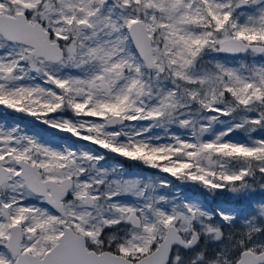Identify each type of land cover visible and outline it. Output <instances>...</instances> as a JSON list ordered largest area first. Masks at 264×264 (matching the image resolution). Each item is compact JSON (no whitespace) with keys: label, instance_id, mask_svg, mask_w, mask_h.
Here are the masks:
<instances>
[{"label":"snow or ice","instance_id":"obj_1","mask_svg":"<svg viewBox=\"0 0 264 264\" xmlns=\"http://www.w3.org/2000/svg\"><path fill=\"white\" fill-rule=\"evenodd\" d=\"M257 189L264 0H0V264H264Z\"/></svg>","mask_w":264,"mask_h":264},{"label":"rangeland","instance_id":"obj_2","mask_svg":"<svg viewBox=\"0 0 264 264\" xmlns=\"http://www.w3.org/2000/svg\"><path fill=\"white\" fill-rule=\"evenodd\" d=\"M126 166L129 168L130 171H139L140 169L134 165H132L131 163H127L126 162ZM184 191L189 192V194L192 195V191L190 188H183ZM262 195H264V193H261L259 189L256 190L255 192V197L257 199H259ZM223 199L221 201H235V197L228 195V196H223ZM208 200H211L210 198H208Z\"/></svg>","mask_w":264,"mask_h":264},{"label":"trees","instance_id":"obj_3","mask_svg":"<svg viewBox=\"0 0 264 264\" xmlns=\"http://www.w3.org/2000/svg\"><path fill=\"white\" fill-rule=\"evenodd\" d=\"M192 195H197L200 196L201 198H204V196H206L207 194L203 193V190H197L195 192H192ZM228 195L233 196L232 193L225 191V192L217 193L214 197L208 196L207 198H210L211 199L210 201L220 202L223 199L222 198L223 196H228Z\"/></svg>","mask_w":264,"mask_h":264}]
</instances>
